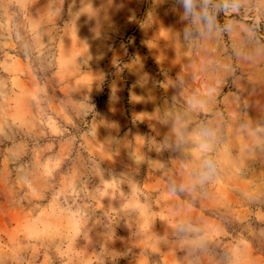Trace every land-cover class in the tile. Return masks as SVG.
I'll use <instances>...</instances> for the list:
<instances>
[{
    "label": "rangeland",
    "instance_id": "rangeland-1",
    "mask_svg": "<svg viewBox=\"0 0 264 264\" xmlns=\"http://www.w3.org/2000/svg\"><path fill=\"white\" fill-rule=\"evenodd\" d=\"M225 3L0 0V264H264V0Z\"/></svg>",
    "mask_w": 264,
    "mask_h": 264
},
{
    "label": "clouds",
    "instance_id": "clouds-1",
    "mask_svg": "<svg viewBox=\"0 0 264 264\" xmlns=\"http://www.w3.org/2000/svg\"><path fill=\"white\" fill-rule=\"evenodd\" d=\"M242 0H227V3L224 5V9L228 13H236L239 11ZM181 7L184 12L187 13L189 17L199 16V19L207 25L209 23V14L203 9L199 8V0H180ZM204 142L201 144L202 150H208L211 147V140L214 136V133L210 129H206L203 132ZM215 169L212 164H205L204 171L200 177L201 182L208 181L212 179ZM182 227L186 231L191 230V226L185 221L182 223ZM203 238L193 241L194 244H202Z\"/></svg>",
    "mask_w": 264,
    "mask_h": 264
}]
</instances>
